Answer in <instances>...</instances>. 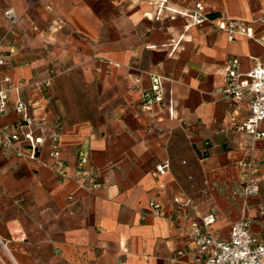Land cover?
Returning <instances> with one entry per match:
<instances>
[{"label": "crops", "instance_id": "0c3cea01", "mask_svg": "<svg viewBox=\"0 0 264 264\" xmlns=\"http://www.w3.org/2000/svg\"><path fill=\"white\" fill-rule=\"evenodd\" d=\"M199 2L211 18L264 34V0H0L20 17L21 38L0 68L13 88L0 127L21 119L20 94L32 132L47 139L37 160L19 154L24 143L0 149V237L9 249H0V264H199L190 229L205 215H215L218 237L242 217L262 231L264 211L247 217L259 195L246 205L239 195L249 174L264 182V140L241 129L249 98L226 97L222 73L233 57L243 71L264 62V47L244 36L230 41L212 21L194 25L187 12ZM62 72H81L84 87L98 88L95 115L62 105L53 90ZM153 74L164 77L165 101L152 119L140 101ZM55 131L64 174L49 156Z\"/></svg>", "mask_w": 264, "mask_h": 264}, {"label": "built area", "instance_id": "2783aa9c", "mask_svg": "<svg viewBox=\"0 0 264 264\" xmlns=\"http://www.w3.org/2000/svg\"><path fill=\"white\" fill-rule=\"evenodd\" d=\"M167 3L169 0H155ZM194 25H201L206 21H212L216 28L227 33L230 41L237 37H249L264 47V34L256 35L254 29L246 22L238 19L211 18L202 2L197 3L187 12ZM5 17L10 22L9 33H15L14 28L19 24L20 17L14 9L5 11ZM264 21V18L261 19ZM7 34V35H8ZM6 35V36H7ZM8 62V55L0 47V68ZM223 93L226 97L236 103L249 98L250 115L242 124L241 129L245 131L254 141L264 140V62H257L251 69L243 71L240 68L239 59L233 57L223 67ZM151 89L145 92L140 101L142 110L150 118H155L157 105L165 101L164 77L158 74L151 76ZM51 81L45 82L49 86ZM11 79L8 76L0 78V115L7 114L10 108ZM15 111L20 114L21 119L12 125L0 127V149L14 148L16 143H24L26 150L19 154L29 160L39 158L40 148L47 139L36 136L31 130L32 119L28 103L19 94L15 104ZM29 127V130H25ZM50 145V159L52 169L58 174H64L66 164L61 157V135L55 131L48 139ZM251 173L254 169L253 161L241 163ZM169 164L160 163L156 166L159 175L167 173ZM248 175V174H246ZM250 175V174H249ZM247 177L244 192L250 196L258 192V184L251 177ZM178 202L179 200L176 199ZM150 205L156 214L162 211L161 203L151 201ZM203 224L192 222L190 235L196 247L201 253L199 264H264V225L261 232L253 229V222L249 218H243L231 227L228 237H218L212 230L211 225L215 223L216 217L210 213L203 218ZM0 242L8 250L6 242L0 237ZM7 264V263H4Z\"/></svg>", "mask_w": 264, "mask_h": 264}, {"label": "rangeland", "instance_id": "374dc122", "mask_svg": "<svg viewBox=\"0 0 264 264\" xmlns=\"http://www.w3.org/2000/svg\"><path fill=\"white\" fill-rule=\"evenodd\" d=\"M5 11L6 8L0 6V47L3 49V52L8 55V52L5 49L8 47H16L21 38L18 37V25L14 28L15 33L10 32V34H8L11 25L5 17ZM27 60L31 61L33 60V57L26 56L24 61ZM84 82L85 81L81 72L56 73V76L54 77L53 90H55V92L58 94L63 93L66 102L64 103V98L60 97L62 105L66 106V109L69 113H71V115L93 116L96 113L97 107L99 105L98 88H86L84 87ZM257 184L258 192L252 195L259 196L251 201L252 203L249 205V211L251 210L252 214L247 216L255 219H257L258 215H261V211H264V182H257ZM237 190L238 189H234V195L237 194ZM248 197L249 196L244 192L242 196L239 195V200L243 201V203L246 205L249 203V201H247ZM235 202L238 203V200L236 199ZM243 218L244 217L239 218L238 220ZM261 218L264 220V215H262ZM0 244V249L5 250L8 254L9 249L7 250L1 242ZM6 260L8 261V259ZM8 264L11 263L8 261Z\"/></svg>", "mask_w": 264, "mask_h": 264}]
</instances>
